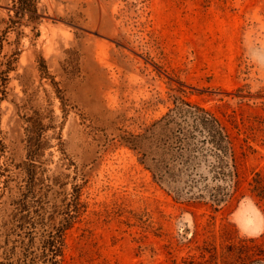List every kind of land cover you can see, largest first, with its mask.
Masks as SVG:
<instances>
[{"label":"rangeland","instance_id":"1","mask_svg":"<svg viewBox=\"0 0 264 264\" xmlns=\"http://www.w3.org/2000/svg\"><path fill=\"white\" fill-rule=\"evenodd\" d=\"M10 60L0 264H264V0H0Z\"/></svg>","mask_w":264,"mask_h":264},{"label":"trees","instance_id":"2","mask_svg":"<svg viewBox=\"0 0 264 264\" xmlns=\"http://www.w3.org/2000/svg\"><path fill=\"white\" fill-rule=\"evenodd\" d=\"M23 1L24 5H30L33 0H21ZM34 10L31 11V13H35V8H33ZM24 11V9H23ZM14 60H10L9 62H11L10 64H8V67H6L4 70L0 71V102L2 100H4L6 98V87H7V83H8V72L12 69V62ZM42 65V64H41ZM42 67H44V65H42ZM187 108L185 110V116H184V120L183 122H178L175 118V115L172 114L170 115L167 119H164L162 122L159 123V128L160 129H168V132L172 133H176V130L178 131V127L180 125H184L187 127H203L205 128V130H210V128H217L220 127V123L218 122V120L209 112H207L206 110L201 109L200 107H198L197 105H193V104H186ZM167 130V129H166ZM179 142V141H178ZM181 144V143H179ZM180 145H176L175 147H179ZM171 146L169 145V148L166 149V151H163L162 149L160 150L161 152L159 153V155L161 157H164V154H168L171 152ZM154 172L157 169V171H162V173H164L167 176H171V177H175L176 181H179L181 179V177L184 174L183 169H186V163H179V162H161L159 164H156L155 166H151L150 167ZM228 222L229 223H233L229 218H228ZM63 230V228H61ZM62 230H60V233L58 234V238L60 241V245H59V249H62V245L63 240H62ZM238 232V230H237ZM239 234V233H238ZM249 241L252 242L251 238H249ZM235 246L231 245L229 246V253L233 254L232 250L235 251ZM252 247H255L256 250L258 252H254V254L256 255H260L259 253L262 251V249H260V247L253 245ZM239 252L241 254H244L246 251L241 248L239 250ZM60 253L56 254L57 256H60ZM261 255H264V253ZM239 256V255H237ZM251 256L249 255V258ZM57 259V260H56ZM55 260H52L51 264H59V262L61 261V258H56ZM260 258H252L249 259V264H263L260 263L261 260H259ZM170 264H180L178 262H171Z\"/></svg>","mask_w":264,"mask_h":264}]
</instances>
